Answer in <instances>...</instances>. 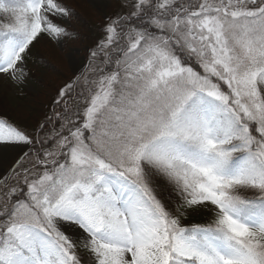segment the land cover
<instances>
[{"label":"snow or ice","instance_id":"snow-or-ice-1","mask_svg":"<svg viewBox=\"0 0 264 264\" xmlns=\"http://www.w3.org/2000/svg\"><path fill=\"white\" fill-rule=\"evenodd\" d=\"M124 5L38 130L0 117V153H17L0 159V264H264V0ZM71 15L0 0V75L23 82ZM190 210L209 222L184 226Z\"/></svg>","mask_w":264,"mask_h":264},{"label":"rangeland","instance_id":"rangeland-1","mask_svg":"<svg viewBox=\"0 0 264 264\" xmlns=\"http://www.w3.org/2000/svg\"><path fill=\"white\" fill-rule=\"evenodd\" d=\"M66 2L74 19L70 16L66 20L58 21V23H62L67 30L69 29L72 32V35L61 37L58 40L43 35L44 37L39 39L37 43V46H39L37 51L40 53L41 59L48 62L53 71L59 73L60 77L57 79V73H51L48 67H37L31 63L29 54L26 58L28 75L23 82L16 83L7 76L0 75V106L3 110L6 108L10 112L13 116L10 121L14 120V124L22 130L36 128L37 122L39 123L47 114L45 97L49 95L50 98L53 97L55 90L59 91L65 86L67 78L74 79L86 68L88 53L82 40V31L78 27V22L90 17L95 26L96 23H99L96 28L99 27L101 31H104L108 18H115L118 16L115 13H122V10L119 9V1L66 0ZM195 68L199 70L198 66H195ZM48 84L52 90L48 87ZM1 115L2 110H0ZM16 154V151L7 148L0 153V159L10 156L4 164L5 167L12 162ZM154 186L158 198L169 210H173L178 203V197L173 188L159 177L154 179ZM187 217L194 219L208 218L210 220L209 214L203 210H190ZM185 219L182 221L184 226L187 224H184ZM65 231L75 236L82 234L78 228L75 229V232H72V229L69 228H66ZM84 252L87 253L84 250L79 252L82 260L84 259L82 255Z\"/></svg>","mask_w":264,"mask_h":264},{"label":"trees","instance_id":"trees-1","mask_svg":"<svg viewBox=\"0 0 264 264\" xmlns=\"http://www.w3.org/2000/svg\"><path fill=\"white\" fill-rule=\"evenodd\" d=\"M112 2H117L119 1L120 2V11L122 10V13H115L116 15H120V14H124V15H127L128 13L126 12H129V9L124 5V0H111ZM126 9V10H125ZM126 11V12H125ZM73 17V16H71ZM74 19V17H73ZM90 17L85 19V20H80L78 22L79 24V29L82 31V40H83V43L85 44V47L87 48V65H89L90 61H89V56H90V53L91 51L96 47V45L104 39V31H101V28H96V26L99 24V23H96V26L95 24H93L92 19ZM76 21V20H75ZM68 32L69 33H72L69 29H68ZM103 32V33H102ZM42 37H44L43 35L39 38L41 39ZM39 39L31 46V49H30V52H29V56H30V60L32 61L31 63H33L34 65H36L37 67H48L50 69V72L53 73V74H56L57 72L53 71V68L49 65L48 62H45L41 59L40 57V53L37 51V49L39 48V46H37V43L39 41ZM196 65H193V67L195 68ZM86 71V68L82 71V72H85ZM58 75V76H57ZM56 77L57 79L60 77L59 76V73H57ZM56 79V80H57ZM74 79H71V78H67V81L65 82V85L72 82ZM48 87H50V89L52 90L51 86L48 84ZM59 92H60V89L59 91L55 90L54 91V94H53V97L50 98V95L49 96H46L45 97V103H46V117L44 116L43 119L38 123L37 122V127L36 128H29V130H25L27 131L29 134L33 133L34 131L38 130L39 128V125L41 124L42 121H45L47 117L51 116L52 113L54 111H59L56 107H55V104H56V101L57 99L59 98ZM0 110H2V115L0 117H5L7 118L8 120H11L10 118H12L13 116L10 114V112L5 108L3 110L2 106H0ZM14 121V120H13ZM13 121H11L12 123H14ZM56 125L58 127V124L56 121H53L52 123H49L47 125V129H45V133L47 134V131L52 129L53 126ZM198 221V222H197ZM209 222V219L208 218H199V219H194V218H186L185 221H184V224L187 223L185 226H190L192 224H199V223H202V224H206ZM84 259L82 260V264H93V261L92 259L90 258L89 254L87 253H83L82 254Z\"/></svg>","mask_w":264,"mask_h":264},{"label":"bare ground","instance_id":"bare-ground-1","mask_svg":"<svg viewBox=\"0 0 264 264\" xmlns=\"http://www.w3.org/2000/svg\"><path fill=\"white\" fill-rule=\"evenodd\" d=\"M10 158V156H7V157H5L4 159H2V161H3V164H5V162L7 161V159H9Z\"/></svg>","mask_w":264,"mask_h":264}]
</instances>
